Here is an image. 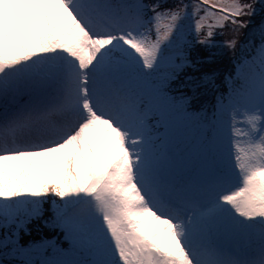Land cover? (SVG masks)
I'll list each match as a JSON object with an SVG mask.
<instances>
[{
	"label": "snow or ice",
	"instance_id": "1",
	"mask_svg": "<svg viewBox=\"0 0 264 264\" xmlns=\"http://www.w3.org/2000/svg\"><path fill=\"white\" fill-rule=\"evenodd\" d=\"M0 264H264V0H0Z\"/></svg>",
	"mask_w": 264,
	"mask_h": 264
},
{
	"label": "trees",
	"instance_id": "2",
	"mask_svg": "<svg viewBox=\"0 0 264 264\" xmlns=\"http://www.w3.org/2000/svg\"><path fill=\"white\" fill-rule=\"evenodd\" d=\"M224 61H221L217 64V68L219 69L218 72L220 73L221 77L223 76V78H220V82L223 84L224 88L226 89L227 84L224 83V77L227 75V73L224 70Z\"/></svg>",
	"mask_w": 264,
	"mask_h": 264
},
{
	"label": "rangeland",
	"instance_id": "3",
	"mask_svg": "<svg viewBox=\"0 0 264 264\" xmlns=\"http://www.w3.org/2000/svg\"><path fill=\"white\" fill-rule=\"evenodd\" d=\"M218 70H219V69L217 68V71H218ZM220 78H223V76L221 77V75H220L219 79H220ZM226 87H227V86H226Z\"/></svg>",
	"mask_w": 264,
	"mask_h": 264
}]
</instances>
